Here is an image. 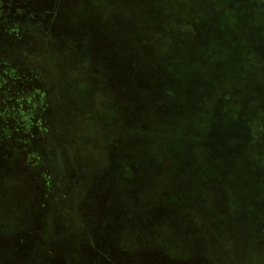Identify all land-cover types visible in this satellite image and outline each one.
Here are the masks:
<instances>
[{"label": "rangeland", "instance_id": "rangeland-1", "mask_svg": "<svg viewBox=\"0 0 264 264\" xmlns=\"http://www.w3.org/2000/svg\"><path fill=\"white\" fill-rule=\"evenodd\" d=\"M3 2L0 264H264L255 0Z\"/></svg>", "mask_w": 264, "mask_h": 264}, {"label": "trees", "instance_id": "trees-1", "mask_svg": "<svg viewBox=\"0 0 264 264\" xmlns=\"http://www.w3.org/2000/svg\"><path fill=\"white\" fill-rule=\"evenodd\" d=\"M253 4L255 5V9L256 8H258L257 10H259V11H257L258 12V14H259V16H261L262 15V17L264 16V6H261V0H255V2H253ZM262 5H264V4H262ZM228 34V33H227ZM264 97V96H263ZM243 100H244V98H243ZM243 100H241V101H243ZM250 107V106H249ZM254 108H256V106H252V107H250L247 111L246 110H241V113H240V118L242 119V118H246V120L244 121V119H243V128L246 130L247 128H250L251 127V124H249L248 122H247V118H249V117H253L255 114V112L254 111H252ZM250 135H252V137L254 138V141H253V144H252V146L251 145H249L247 142H249V141H246L245 143H244V147H243V149H244V153H245V151H246V155L248 156H252V152L253 151H255L257 148H259V142H258V140L257 139H259L258 137H260L261 135H263V137H264V132L262 131V130H259V129H253V131H252V133L250 134ZM250 135H248V136H250ZM246 139H247V137H246ZM253 140V139H252ZM251 141V140H250ZM252 142V141H251ZM258 145V146H257ZM263 145H264V143H263ZM249 146H251V147H249ZM260 156V155H259Z\"/></svg>", "mask_w": 264, "mask_h": 264}, {"label": "flooded vegetation", "instance_id": "flooded-vegetation-1", "mask_svg": "<svg viewBox=\"0 0 264 264\" xmlns=\"http://www.w3.org/2000/svg\"><path fill=\"white\" fill-rule=\"evenodd\" d=\"M3 0H0V19L4 20L6 18L5 14H2V6H3ZM11 8V7H10Z\"/></svg>", "mask_w": 264, "mask_h": 264}]
</instances>
